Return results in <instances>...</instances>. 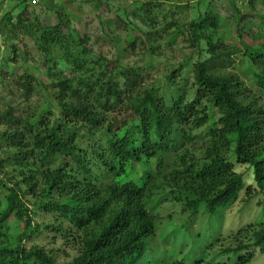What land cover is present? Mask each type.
<instances>
[{"label":"trees","instance_id":"16d2710c","mask_svg":"<svg viewBox=\"0 0 264 264\" xmlns=\"http://www.w3.org/2000/svg\"><path fill=\"white\" fill-rule=\"evenodd\" d=\"M205 2L201 0V6ZM57 19L50 26H35L25 12L8 13L3 27L6 33L17 29L34 37L45 52L53 45L66 48L68 61L79 67L83 41L66 12L60 10ZM217 27L209 4L184 25L183 35L199 55L191 67V99L184 88L177 98L155 89L135 95L140 73L130 68L122 72L123 83L112 77L58 80L60 112L53 120L42 115L19 126L9 110L0 112V124H9L0 134V149L5 146L0 165L21 168L28 192L42 199L38 206L57 214L55 230L63 233V223H69L65 243L78 247L72 261L60 263L44 248L21 246L8 225L13 217L23 220L28 236L29 208L20 190L2 183L6 192H0V264H189L186 257L169 256L152 244L164 200L191 219L202 209L220 215L222 224L246 187L243 174L229 160L232 151L238 164L252 169L256 192H264V42L258 47L243 43L246 67L259 94L229 70L237 62L235 51L213 40L210 32ZM36 83L28 72L15 84L31 94ZM184 126L205 129L188 134L190 143L202 141L200 154L189 149L176 154L188 136ZM248 194L247 202L255 192ZM251 227L240 228L232 244L222 248L223 254L237 256L229 264H250L255 248L264 253V225ZM250 236L246 242L244 237Z\"/></svg>","mask_w":264,"mask_h":264},{"label":"rangeland","instance_id":"374dc122","mask_svg":"<svg viewBox=\"0 0 264 264\" xmlns=\"http://www.w3.org/2000/svg\"><path fill=\"white\" fill-rule=\"evenodd\" d=\"M206 1L201 6V0H0V112L9 110L19 126L23 121L42 115L53 120L60 112L56 97L58 80L82 78L95 82L99 78L112 77L123 83L122 72L130 68L140 73L135 92V95L141 94L139 97L144 90L155 89L160 94L177 98L179 89L184 88L188 97L193 98L191 67L199 55L183 31L184 25L197 18L199 12H204L208 4L211 14L218 18V27L210 35L214 41L221 40L235 51L233 59L237 62L229 70L261 94L246 67L243 43L258 47L264 42V0ZM60 10L67 13L76 28V37L83 41L85 53L79 61L80 68L68 61L66 48L53 45L45 52L34 37L17 29L15 33H6L3 27L6 14L17 16L21 12L32 17L35 26L39 23L50 26L58 22ZM28 72L37 82L31 94L15 84ZM215 113L218 118L220 114ZM183 128L185 135L205 132L204 128L195 131ZM8 129L9 124H0V134ZM76 129L85 130L83 127ZM183 141L176 154L187 149L201 153L200 139L190 143L188 135ZM82 143L88 141L83 139ZM1 147L0 153L5 150L4 145ZM229 160L243 174L246 187L238 201L226 211L222 224L218 221L222 219L220 215H210L202 209L191 219L175 204L164 200L158 207L159 225L152 241L154 248L178 259L186 257L189 264L201 258V264H229L236 260V255L223 254L221 250L232 244L240 228L264 225V192H256L252 169L238 164L234 151L229 154ZM20 174L21 168L15 164L0 165V192L3 195L6 192L2 183L20 190L19 196L29 208L32 228L27 236L24 233L26 223L13 217L8 225L10 233L27 249L39 246L51 252L60 263L72 261L78 255V247L65 243L69 223H63L67 231H56L57 214L54 216L38 206L42 199L28 192L25 177ZM250 190L255 194L247 202ZM250 239L251 236L244 237L246 242ZM253 250L250 264H264V253L256 248Z\"/></svg>","mask_w":264,"mask_h":264},{"label":"built area","instance_id":"2783aa9c","mask_svg":"<svg viewBox=\"0 0 264 264\" xmlns=\"http://www.w3.org/2000/svg\"><path fill=\"white\" fill-rule=\"evenodd\" d=\"M244 1H247V0H236V2H240V3H243Z\"/></svg>","mask_w":264,"mask_h":264}]
</instances>
